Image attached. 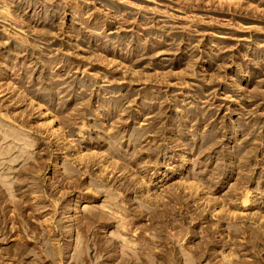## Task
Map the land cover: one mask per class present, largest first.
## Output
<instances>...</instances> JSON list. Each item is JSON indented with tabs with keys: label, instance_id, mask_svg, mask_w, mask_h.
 I'll return each mask as SVG.
<instances>
[{
	"label": "rangeland",
	"instance_id": "374dc122",
	"mask_svg": "<svg viewBox=\"0 0 264 264\" xmlns=\"http://www.w3.org/2000/svg\"><path fill=\"white\" fill-rule=\"evenodd\" d=\"M0 264H264V0H0Z\"/></svg>",
	"mask_w": 264,
	"mask_h": 264
}]
</instances>
